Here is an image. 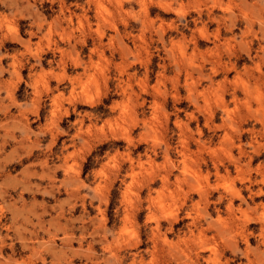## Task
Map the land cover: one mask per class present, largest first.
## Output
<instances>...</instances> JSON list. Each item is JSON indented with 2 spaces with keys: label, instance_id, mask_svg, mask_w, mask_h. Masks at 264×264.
Wrapping results in <instances>:
<instances>
[{
  "label": "clouds",
  "instance_id": "obj_1",
  "mask_svg": "<svg viewBox=\"0 0 264 264\" xmlns=\"http://www.w3.org/2000/svg\"><path fill=\"white\" fill-rule=\"evenodd\" d=\"M0 264H264V0H0Z\"/></svg>",
  "mask_w": 264,
  "mask_h": 264
}]
</instances>
